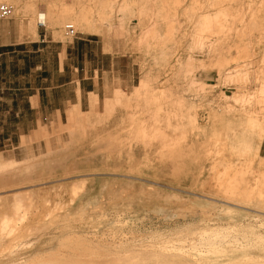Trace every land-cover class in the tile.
Masks as SVG:
<instances>
[{"label": "rangeland", "instance_id": "374dc122", "mask_svg": "<svg viewBox=\"0 0 264 264\" xmlns=\"http://www.w3.org/2000/svg\"><path fill=\"white\" fill-rule=\"evenodd\" d=\"M0 2L14 7L7 21L15 40H35L23 52L28 58L1 65L3 90L16 93L12 105L39 83V60L54 70L52 52L34 46L44 32L54 40L89 39L84 49L94 52L105 88L102 98L90 94L88 108H69L55 122L40 116L33 130L17 129L33 114L24 107L14 115L17 106L8 113L0 100V218L12 217L18 203L28 208H19L25 217L16 220V234L0 238L2 249L24 233L28 246L14 249L28 260L42 247L52 252L62 227L109 240L111 224L113 240L177 236V248L211 264L264 254L256 200L264 175V0ZM66 24L75 30L71 38ZM202 225L229 261L198 246L195 226ZM7 260L2 252L0 263Z\"/></svg>", "mask_w": 264, "mask_h": 264}, {"label": "bare ground", "instance_id": "6f19581e", "mask_svg": "<svg viewBox=\"0 0 264 264\" xmlns=\"http://www.w3.org/2000/svg\"><path fill=\"white\" fill-rule=\"evenodd\" d=\"M38 22H43V24H45L44 20H41V21L39 20ZM115 98L117 99L118 96H116ZM261 102H262V104L264 103V101H261ZM259 110L261 111V113L264 114V105H261V109H259ZM257 181L258 182H257V185H256L257 186L256 187L257 188L256 189V191H257L256 192V194H257L256 200H257L258 204L262 207V211H264V175H262L259 178V180L257 179ZM19 197H21V195ZM22 197H23V195H22ZM19 199L21 200L22 198H19ZM15 200H16V205H17V203L20 200H17L16 198H15ZM21 201H23V200H21ZM204 201L205 200H203V201L197 200L196 202H197V204H200V205L202 204L203 205ZM20 207H21V209H20L21 212H23L24 210L22 208H25V207L20 206V204L18 203V205L14 208L12 217H8L7 216V217H1L0 218V238L2 236H4V235L11 236L12 234H16V232H18L19 229H17L16 220L20 219L21 217H25V216H22V215L19 214V211H20L19 208ZM28 207H29V205H28ZM27 211H28V208L26 207V211H24V212H27ZM51 215L52 214H50L48 216V218L51 217V218H49V220L50 221H53V220L55 221L56 218L54 216H51ZM78 218L80 219L81 217H78ZM103 218H104V216H103ZM19 222L20 221H18L17 223L19 224ZM116 223H118V221ZM44 224L42 225V227H46V225L47 224L49 225L50 223H47L45 225ZM118 225H120V224L118 223ZM91 226H92V224H91ZM98 226H100V225L98 224ZM108 226H107L106 232H104V233H106L107 236L111 237V239H109V240H108L107 237H104V236H102L101 238H99V237L95 238L96 236L93 237V235L89 236V237H92L93 239H91V238L90 239L89 238L86 239L85 238L86 236H84V235H83L84 238H82L81 237L82 234L81 235L77 234V232H76L77 230L75 231L73 228H71L70 225H68V227H66V228L62 227L61 233L59 235L60 237L58 238L56 236L57 238L55 239L56 240L55 248H54V246H53L54 249L51 247V249H53L52 252H51V250L50 251L48 250V251L44 252L45 250L42 251L44 247H42V250H40V253H42V254H36V253L30 252L33 255L36 254L35 257L33 256V258H30V259L28 258V260L26 259V257L25 258L23 257V259H25L23 261H22V259L18 260V258H17L18 256L16 257L17 254L15 253L16 252L15 250H17L18 248L14 249V247L15 248L19 247V249H20V247H24L26 245V242L24 241V237L27 236V235H24V233L18 234L17 237L21 238L22 236H24V237H22L23 239H17L15 237L17 239V242L10 244L7 248L5 247L4 249H2V246L0 245V254L2 252H4V255L6 254V258L8 259L7 262L0 263V264H211L210 262L207 263L206 261H204L203 260L204 257L202 259L197 258L198 260L195 259L194 257H196L197 254L194 255V257H191V256H193V255H190V254H192V252H190V254H189V252H187L186 250L183 251L182 250L183 248L180 247V244H179V246L177 248V243H178L177 236H176V238H175V236L174 237L170 236V237H167V238H165V237L161 238V236H158V234L155 235L153 233L155 236H153V239L150 238L149 241H146V239H145V241H142L143 238H142V240L140 239L141 241H134L132 239L120 240V238L123 235L118 240H113L112 238H115L114 237L115 236L114 233H115L116 230L114 231V226H112L111 224L108 225ZM39 227H41V226H39ZM92 227H94V226H92ZM120 227H122V226L120 225ZM36 228L38 229V226H36ZM192 228H193V226H192ZM39 229H38V232H39ZM95 229H97V227ZM195 230H197V233H198V230H199V233L197 234V236H199L200 243H199L198 246H200V247L203 246L204 249H207L208 254L211 253L214 256L213 258L217 259V258L220 257V259H219L220 261H221L222 257H224L222 259H225L227 254H225L224 251L222 252V250L217 248L219 246H217V247L213 246V244H212L213 240L208 236L209 234L207 233V228L206 227L203 226V228H200L198 226H195ZM195 230L194 231L190 230V231H193L194 234H196ZM34 231H35V227H34ZM97 231H99V230L97 229ZM117 231H119V230L117 229ZM36 232H37V230H36ZM92 232H94V230ZM26 233H27V230H26L25 234ZM119 233H121V230H120ZM32 234H35V233H32ZM168 234H171V233H168ZM185 235L186 234H183L184 237H185ZM189 235L187 233L186 236H189ZM191 235H190V237H192ZM195 236L196 235H194V238L197 237V236L196 237ZM145 237L147 238L146 235H145ZM190 237H186V238L189 239ZM124 238H126V237H124ZM178 238H179V235H178ZM133 239H135V237ZM196 239H198V238H196ZM259 240L261 241V244H262V242H264V240H262L261 238ZM179 242H181V239H180ZM189 242H191V241H189ZM193 243H191V244H193ZM193 245H188V247L190 246L189 248H191V246L193 247ZM27 246L28 245H26V247ZM185 248H186V246H185ZM179 249H181V250H179ZM242 251H241V253H242ZM244 251H243V253H244ZM201 252H204V251H201ZM263 252H264V249H263ZM248 253H250V252H248ZM248 253H247L246 257L244 256V254H242L244 256V257H242V255L239 254V251H238L237 254H239L241 257H239L238 255L237 256L240 259L236 260L238 257L235 258L236 254L235 255L233 254L234 255V259H233L234 261L230 260L231 263L230 262L223 263V262H217V261L216 262H212L211 261V262H212V264H264V254H262L260 252L262 255L260 254V255L256 256V254L258 253V251H257V253L252 254V255H254L253 257H252V255H250L251 253L249 254V256H251V257H248ZM28 255L29 254H27V256ZM200 257H202V256H200ZM227 257L229 258V256H227ZM231 258L232 257H230L229 259H231ZM229 259L228 260L225 259V260L229 261ZM207 260H209V258ZM222 261H224V260H222Z\"/></svg>", "mask_w": 264, "mask_h": 264}, {"label": "crops", "instance_id": "0c3cea01", "mask_svg": "<svg viewBox=\"0 0 264 264\" xmlns=\"http://www.w3.org/2000/svg\"><path fill=\"white\" fill-rule=\"evenodd\" d=\"M7 19L0 20V70L1 65L4 66L5 64L3 63L10 58L15 59L17 56H26L28 58V54L23 52L28 51L27 43L35 41H16V30ZM39 36L37 37L39 44L34 46L37 51L52 52L51 66L54 67V70L46 69L47 60H39L34 65V68L38 69L34 75L40 76V81L37 85L28 84V93L26 92L20 97L18 105L15 103L12 105L17 99L16 93L4 91V85L0 84V100H7L6 112L9 113L13 106H17V111H10L14 115L24 113L20 112V109L24 107L29 114L34 115L32 120H29L30 124L26 125L24 129L23 127H18V130L35 129L40 116H43L46 121L55 122L60 119L62 114L67 113L69 108L76 107L79 110L88 108L90 94L96 95L97 99L105 95V88L101 87L102 83H100L103 72L101 65H98L94 60V52H88V50L84 49L89 44L85 43V41L90 42L89 39L78 37L74 40L66 39L67 41L54 40L48 38L45 32L42 33V38ZM100 53L104 52L100 50ZM6 65L9 66V64ZM10 65H12L10 69L11 75L14 76V64ZM5 74H8V70H5ZM120 81L121 79L119 78L118 83ZM12 95L14 97L8 99ZM2 104L0 102V108Z\"/></svg>", "mask_w": 264, "mask_h": 264}, {"label": "built area", "instance_id": "2783aa9c", "mask_svg": "<svg viewBox=\"0 0 264 264\" xmlns=\"http://www.w3.org/2000/svg\"><path fill=\"white\" fill-rule=\"evenodd\" d=\"M14 7L7 2H0V20L7 19L12 16ZM37 25L42 27L44 24L43 22H38ZM64 32L67 37H73L75 35V30L73 29L72 25L66 24L64 26Z\"/></svg>", "mask_w": 264, "mask_h": 264}]
</instances>
